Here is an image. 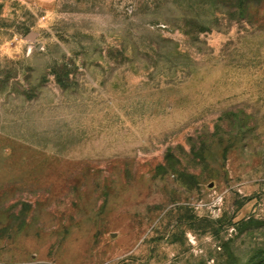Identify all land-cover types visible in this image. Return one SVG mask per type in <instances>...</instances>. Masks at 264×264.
<instances>
[{"label":"rangeland","instance_id":"374dc122","mask_svg":"<svg viewBox=\"0 0 264 264\" xmlns=\"http://www.w3.org/2000/svg\"><path fill=\"white\" fill-rule=\"evenodd\" d=\"M0 264H264V0H0Z\"/></svg>","mask_w":264,"mask_h":264}]
</instances>
